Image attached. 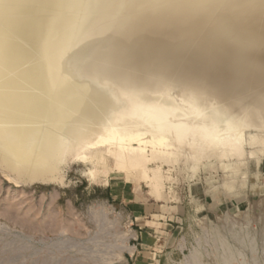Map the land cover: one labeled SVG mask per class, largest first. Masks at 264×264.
<instances>
[{
  "label": "rangeland",
  "instance_id": "rangeland-1",
  "mask_svg": "<svg viewBox=\"0 0 264 264\" xmlns=\"http://www.w3.org/2000/svg\"><path fill=\"white\" fill-rule=\"evenodd\" d=\"M21 2L19 7L22 9L39 8L30 11L35 16L40 15L39 10L45 5L44 0ZM249 5L238 10L228 5H222L219 10L212 6V10L207 8L199 12L194 20L177 22L171 18L169 21L173 22H166V26L153 23L161 16L156 13L148 24L151 26L143 27L142 39L146 40L152 31V38L163 35L168 40L171 38L170 41L179 40L181 46L190 47H180L181 52L179 50L177 57L172 58L176 60L146 67L148 73L145 76L141 74L146 69L144 65H136L143 69L142 72L132 66L125 69L127 56L130 60V54L136 52L135 47L121 44L124 50L118 56L113 52L108 55L109 47L114 43L141 35L134 33L130 39L126 34L125 39L123 34L121 39L120 35L115 36L118 39L109 45L105 40L117 29L116 24L109 27L102 35V42L88 53L82 67L87 76L97 77L99 86L106 84V89H110V95L98 99L112 109L113 122H127L132 130L141 127V139L130 141L125 149L115 140L95 148L71 144L62 155L44 153L41 157V163L46 165L44 169L28 161L13 163L0 147V264H264V72L233 74L228 69L221 71L205 58L215 53V40L226 39V32L220 31L228 25L234 27V16L249 19L264 11L262 3ZM19 7L0 0V15L4 12L15 14ZM198 22H202V26L197 25ZM48 25L54 32L60 29L62 21L58 17L49 18ZM195 29L201 31L195 32ZM122 46H119L120 50ZM196 48L201 52H195ZM52 51V45L44 46L39 62L51 90L53 77L47 66L52 63ZM190 52L195 53L191 55ZM258 54L254 56L264 64V48ZM111 55L120 66L115 73L114 64H110ZM88 61L96 69L88 67ZM108 62L110 66H107ZM132 62L137 64L136 60ZM58 81V87L65 85L63 79ZM9 96L16 99V92ZM143 96L148 98L146 105L141 104ZM40 100L41 97H32L26 102L36 104ZM13 102L16 107L17 101ZM160 104L166 105L162 110L167 107L166 112L174 117L168 118L169 114L160 110ZM206 107L220 108L217 114L227 109L232 115L229 122L236 124L238 119L241 129L236 131L237 124L231 131L225 124L216 126L218 133L214 129L213 134H208V126H212L209 131L213 129L216 110L208 117ZM138 111L139 116L149 115L156 119L162 114L158 117L163 116L165 120L158 118V122L153 120L142 127L132 118ZM200 112L201 116L197 118L201 119L195 121L196 125L204 127L203 121L210 125L201 128L203 133L197 129L201 134L195 133L194 127L188 131V126L183 125H192L188 121L192 122L191 119ZM108 113L107 110L101 112L89 123L88 140L97 138L101 131L99 121ZM174 118L177 121L174 122ZM57 119L55 113L45 125L53 128L52 121ZM168 121L176 124L185 121L179 124L186 128L182 127L183 132H188L171 136L172 140H181L180 147L178 143L173 148L172 145L166 148L152 142V136L175 125L170 123V127ZM167 124L169 126H165ZM187 133L197 136L194 138ZM214 134L218 136L217 142L214 140L211 144L209 141ZM10 138L9 133L1 134L0 144ZM138 147L143 148L142 153L139 150L137 153ZM132 148L134 150L129 151ZM124 156L126 159L120 163L118 158ZM135 159L140 160L136 165ZM141 227L151 233L149 245H136L142 243L136 237Z\"/></svg>",
  "mask_w": 264,
  "mask_h": 264
},
{
  "label": "bare ground",
  "instance_id": "bare-ground-1",
  "mask_svg": "<svg viewBox=\"0 0 264 264\" xmlns=\"http://www.w3.org/2000/svg\"><path fill=\"white\" fill-rule=\"evenodd\" d=\"M20 1L21 0H7V3L12 4L14 7H19L20 4L22 5V2L20 3ZM217 1L220 2L218 4H215ZM44 2H45L44 7L40 8L39 10L40 11L39 16H35L30 13V11L32 12L34 9L38 11L39 8H36V6L29 7L28 9L30 11L19 7L20 9H18V12H16L15 14L4 12L0 15V135L3 133H9L11 135L9 141L8 140L4 141L3 143L0 144V147L3 148L6 154H8L12 158L11 160H13V163L15 162L18 164L27 161L33 162L36 163L35 166H39V168L42 169L46 168V165L41 163V157L44 153L51 152L54 154L62 155L69 149V146L71 144L83 145L85 148H95L96 146L102 145L104 142L115 140L119 144V147L124 148L125 146H128L130 144V141L135 140L137 142V140L141 139L140 138L141 137L140 131L142 129L141 127H140L141 129L139 128L136 130H132L131 124L127 122L122 124H115L113 122L112 118H114L113 116L114 114L112 112V109H109L108 104L102 103L98 99L99 96H103L107 94L110 95V89L108 88L109 91L106 89L107 88L106 84L105 87L99 86L100 84L98 85V81H96L97 79H95L97 77H95L94 76L95 73H93L94 70L91 71V73L94 74L93 76L95 78H90L89 74L87 76L85 69L83 70L82 67L83 62L85 61L86 57H88L87 56L88 53H91L90 51L98 43L102 42L101 40L102 35L104 33H107L106 31L110 29L109 27L111 25L116 24L117 29H115L116 31L113 32L111 37L105 40L106 42L109 41L108 43L109 45L110 44L112 45V43H114L113 41L118 39L115 38V36L117 37L120 35L121 37H119V39H121L124 34H126L127 38L129 39L130 36L135 35L134 33H139L141 36L136 34L137 36L131 38L129 41L118 42V44L120 43L119 45L117 44V42L114 43L111 47H109L110 51L108 52V55L109 53L113 52L114 53L113 55L118 56L120 52L124 50L123 47L124 45L126 47L133 46V48L134 47L136 48V52L135 53L132 52L130 54L131 56L130 60L128 59L127 56V60L125 64L126 70L131 66L132 68L133 67L135 68L138 65L141 66L144 65L145 68L152 65H155L156 67L166 63L167 62L166 60L168 61L176 60V58L174 59L172 58L177 57L178 51L182 47L184 48L190 47L189 45L186 44L181 46L180 45L181 42L179 40L173 39L170 41L171 38L168 40L163 35L162 36L157 35L156 37L152 38V35H154L152 31L151 33L147 34L148 37L146 40L142 39L143 37L142 34L144 32L142 30L144 29L143 27L151 26L148 24L151 23L150 20L154 18L153 16L157 15L156 13H159V16L160 15L161 16L158 19H155L153 23L159 26L160 25L166 26L167 23L170 24V22H173V21H169L171 18L175 19L177 22L178 21L181 22L180 19H187L186 20L187 22L192 18L194 20V16L198 15L199 12L201 11L203 12V10L207 8L211 9L212 6H213L212 8L219 10L222 7V5L224 7L225 5H228L230 6V8L232 7V9L238 10L241 7H244L243 5L245 4H250V5H254L258 3L264 4V0H44ZM219 4L221 7L217 8ZM259 12L260 13H257L259 15H255L254 17H251L249 19H247L248 17L247 18L236 17L237 16L236 15L234 17H236L237 19L233 17V22H232L234 24V27H232L233 25L232 26L228 25V27H226L224 31L219 30L220 33L226 32L225 33L226 39L217 40V41L215 40V44L217 45L215 49V53L212 54L211 56L210 55L205 56L207 60L209 59L211 60V64L213 63L212 65L214 67H219L221 71L223 69H228L231 72H233V74L237 73L238 75H244L247 73L249 74V72L253 73L254 71L264 72V69H260V67L264 68V64H262L259 60H257L258 58L254 56L257 55L259 51H262V49L264 48V11L262 10V12L261 11ZM54 17L60 18V20L62 21V25L59 30L53 32V30L48 27L49 26L48 20L49 18L53 19ZM236 20H238V22ZM134 21L136 23L134 24L130 23ZM198 23L196 24L202 26V24H200L202 22H200L199 24ZM154 24H152V26ZM126 25L128 26V29ZM137 27L138 28L140 27L141 29L139 30ZM196 30L197 29H195L194 31L196 32ZM204 34H208V33H204ZM125 38L126 36L124 37V39ZM137 38L139 40H137ZM208 42H206V44H208ZM198 43H199L198 45H200V41ZM121 44L124 45L122 46ZM46 45H52V50H53L51 55L52 63L47 66L53 77V81L51 82H52V86L54 87L52 90L48 89L49 81H46L44 79L43 74L45 72L44 70L43 71L40 70V65H39L40 57L43 55L42 48ZM163 45L166 47L165 50L163 49ZM213 45L210 46L212 47ZM119 46L120 47L122 46L123 49L121 48L122 50H120ZM194 51L197 53L201 52L199 48H196ZM226 51H228V54L226 53ZM179 52H181V50ZM194 53H191V55ZM224 55L226 56V58ZM111 58L113 59L111 60L110 64L112 65L114 64L115 66L114 73H115L117 69L119 70L120 66H118V60L114 59V56ZM109 59L107 58V60ZM133 60L134 61L136 60L137 64L133 65L132 62ZM89 61L91 62V59ZM89 61L86 65L92 64V63L89 64ZM104 61H106L105 58ZM161 61H163L164 63ZM257 65L259 68H256ZM107 66H110L109 62ZM88 67H92V69H96V67L94 68V66L91 65ZM137 68H138V70L136 69L137 71L142 72L143 70L142 68L139 67ZM190 68L193 67L190 66ZM90 69L91 68H89V70ZM146 70L147 68L144 69L141 74L142 75L144 74L145 76V73L147 72ZM215 71L216 70H214V72ZM100 72L103 71L100 70ZM144 76L142 77L144 78ZM61 79L65 81V85L62 87L61 86L58 87L56 84L59 82L58 80ZM103 81H99V83L100 82L103 83ZM11 92H16V99L10 98L9 93ZM32 97H39V98L41 97V100L36 104L27 103L26 99ZM13 100L17 101L16 107L13 105L14 103ZM147 100L148 98L143 96L141 100V104L146 105ZM162 106L160 110L165 111L164 113H168L166 112L167 107L165 108V110L164 109L162 110V108L165 107L166 105H164L163 107ZM170 106L171 108H174L172 107V105ZM213 108L214 107L205 108L207 110L208 117L211 113H213L216 110L215 111L216 116L214 119H212L215 128L213 126V129L211 131L209 130L212 126L210 127L208 126L210 124H205L206 121H203L202 123L204 127H200L199 125L198 126L196 125L195 121L198 122L201 119V118L200 119L197 118L201 116V112L199 114H196V117H193L191 119L192 122L188 121L189 123H192V125L186 124L183 126H188L187 128L188 131L193 130L195 128L196 131L195 133L200 132V134L201 131H198L197 129L202 130L207 126L209 127L208 129L209 133L207 132L208 134L212 133L214 129H215L214 132L218 133L216 132V126H220V125L225 126V124H226V128L231 131H234L236 129L237 124H238L237 127L238 129H236V131H238L239 128L241 129V127H239L241 125H239V123L237 122L238 119L237 121L235 120L236 124L229 122L231 121L230 119L232 115L230 116L231 113L230 112L228 113L227 109L226 110L222 109L217 114V110H219L220 108L217 107H215L214 109ZM153 109L151 110L153 111ZM106 110L109 112L108 113L109 115L106 118L101 119L99 121V127L101 128V131L99 132V134H97L98 135L96 136L97 138L94 140H88V136L91 134L89 123L91 121H94L97 117H99L101 112ZM171 111L169 112L172 115ZM157 112L158 111H156V113ZM55 113L58 114V119L56 121H52L53 128L48 127L47 126L48 124L45 125V123L50 122L51 118ZM136 114L138 115H134L132 118L133 120L139 121L138 124H140V126L142 127L146 126L148 123H153L155 120L157 121V119L162 115V114L161 115L158 114L159 117L157 116L156 119L154 118V116H152L151 118V116L149 115L148 117L147 115L139 116V111L136 112ZM167 117L169 118L172 116H170L169 114V116ZM162 118L164 119L163 116ZM162 118L161 119L159 118L158 120H162ZM173 120L174 122L177 121L175 118ZM233 120L234 119L232 117V122ZM239 120L240 122H242V119ZM169 121L168 124L174 123V122L169 123ZM180 122L183 123L185 121H180ZM180 122L178 121V124L174 123L175 125H173V127L170 129H163L159 131L157 134L152 136L153 137L152 142L158 143L160 145H165L166 148L169 145H172V148L173 145L177 146L176 144L181 143V140H178L179 142H177L176 140H172L171 136L174 135L178 136L176 133H180V132L184 133L186 131L184 130L186 128H184L181 124H179ZM243 123L244 122H242V124ZM168 124L165 126H169ZM158 126L160 125H157V127ZM171 126L172 124H170V127ZM182 127L184 128L183 129L184 132L182 131ZM228 130L226 131L228 132ZM225 133L223 134L225 135ZM228 133L226 134L228 135ZM193 134H190V136ZM208 134H207V138H208ZM214 135L215 137L209 141L211 144L217 142L216 139L218 138V136H216V134ZM196 136L193 135L194 138ZM198 136L200 138V135ZM222 142H223L222 144L225 143L224 141ZM180 145L182 144H179V147ZM131 150L134 149L132 148L129 151ZM138 150L141 153L143 152L142 147L140 148L138 147L137 153ZM140 152H139V156H140ZM129 154H131V152ZM129 154L127 156H129ZM121 156H123V153ZM129 157L132 156L130 155ZM118 159L120 163H122L124 162V159H126V156ZM140 160L142 161L141 158ZM140 160L137 161L135 159V161L133 162H135L134 164L136 165L137 162L138 163L140 162Z\"/></svg>",
  "mask_w": 264,
  "mask_h": 264
},
{
  "label": "crops",
  "instance_id": "crops-1",
  "mask_svg": "<svg viewBox=\"0 0 264 264\" xmlns=\"http://www.w3.org/2000/svg\"><path fill=\"white\" fill-rule=\"evenodd\" d=\"M151 233L148 232V229L145 230L144 227H141V231H138L136 234V237L142 241V243H137L136 245H149L147 242H149L148 236Z\"/></svg>",
  "mask_w": 264,
  "mask_h": 264
}]
</instances>
